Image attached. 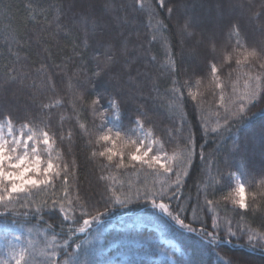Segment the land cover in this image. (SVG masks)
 <instances>
[{
  "label": "trees",
  "instance_id": "16d2710c",
  "mask_svg": "<svg viewBox=\"0 0 264 264\" xmlns=\"http://www.w3.org/2000/svg\"><path fill=\"white\" fill-rule=\"evenodd\" d=\"M73 1L0 0V120L7 116L17 127L28 123L38 132L48 131L60 155L55 163L69 166L66 185L57 178L54 189L34 190L26 201L18 202L27 205L15 209L20 215L0 218V226L35 225L32 244L37 249V261L44 260L39 250L53 235L57 243H62L68 238L69 227H79L83 219L99 212L107 215H102L88 232H77L68 252L76 250V242L91 241L84 247L93 251L99 264L96 252L100 247L93 244V239L96 231L114 223L103 236V248L125 238L140 240L144 245L138 248L141 257L132 258L134 264H171L149 261L165 250L161 237L180 245L182 254L172 253L176 260H196L202 255L206 264H216L218 253L231 264H264V247L260 246L264 240L250 242L243 234L248 229L257 235L264 233V70L255 64L250 68L251 61L236 64L237 37L233 32L234 25L240 29V39L248 50L264 48V39L259 41L264 37V19L254 16L255 12L264 13V0H236L242 6L232 9L238 16L216 20L220 43L215 40L208 48L214 55L202 57L192 69L185 60L190 46L180 40L181 26L179 23L178 29L176 24V6L182 0H165L163 6L159 0H144V9L139 0H101L100 5L95 2L88 7L79 5L81 0ZM228 1L222 2L228 6ZM216 3L219 6L215 11L222 16L221 0ZM149 5L154 9L151 20L146 10ZM83 17L89 24L94 19L101 26L96 35L86 28ZM193 26H187L190 34L196 26L205 27L198 23ZM106 55L114 57L109 68L104 67ZM212 64L218 69L215 78ZM97 72L99 76L94 75ZM258 74L260 99L249 104L244 97L257 83L254 77ZM12 76L16 79L9 80ZM173 89L183 94L178 101ZM97 99L94 114L92 101ZM113 99L119 103V120L113 115ZM241 103L245 105L240 114L243 119L232 115ZM45 104L55 106L45 109ZM137 121H142L143 129L163 145L162 151L178 157L187 154L191 130L196 155L188 174L182 177L179 192L164 202L170 210H181L180 217L197 233L187 232L143 198L145 193L159 189L166 178L147 165L129 163V153L140 145ZM108 128L113 134L121 132L115 147L124 152L127 167L115 166L119 156L109 162L99 155L113 146L111 142H96ZM129 137L137 143L125 147L122 140ZM178 163L179 159L173 165V174H169L173 180ZM237 176L245 185L248 209L233 203ZM164 186L169 193L176 188L174 184ZM113 187L122 200L127 197V203L108 202ZM45 200L49 204L42 207L41 219L35 210ZM52 200L63 201L69 219L51 205ZM85 210L88 215H83ZM137 214L143 216L142 227L128 228L126 224ZM117 226L127 229L120 231ZM229 227L235 236L229 234ZM201 229L217 236V243L209 245L208 239L198 234ZM56 250L61 259L66 258L63 249Z\"/></svg>",
  "mask_w": 264,
  "mask_h": 264
},
{
  "label": "snow or ice",
  "instance_id": "6c2138e0",
  "mask_svg": "<svg viewBox=\"0 0 264 264\" xmlns=\"http://www.w3.org/2000/svg\"><path fill=\"white\" fill-rule=\"evenodd\" d=\"M141 9L145 8L144 0H139ZM161 6L164 5L165 0H159ZM110 7L109 5H106ZM264 7V5H262ZM149 13V18L151 20L154 15V9L149 5L146 9ZM59 11V10H58ZM169 13L172 12V8H167ZM255 17H260L264 19V13L255 12ZM83 23L86 25V28H89L92 35H96L97 31L100 29V25L96 23L93 19L89 24L88 18H82ZM60 25H58V28ZM264 27V25H262ZM187 29V24L185 25ZM233 32L237 37L235 42L234 51L238 54L236 59L237 65H244L246 62H250L249 67L251 68L253 64L257 65L260 69L264 70V48L257 51L255 48L248 50L240 39V29L233 26ZM190 34V33H189ZM244 49V52H241V49ZM126 51V46H125ZM243 57L242 59L240 57ZM114 62V57L112 55H106L104 67L109 68ZM171 64H174L175 61H170ZM213 76L215 78V73L218 72V69L215 64H212L211 67ZM99 72L94 75L99 76ZM9 80L16 79L15 76L8 77ZM256 84H254L251 89L247 92L244 99L248 101L249 104H252L260 99V75L254 77ZM173 96L176 97L178 101L179 97L183 95L178 90H172ZM80 99H83L81 96ZM56 103H59L57 101ZM112 109H114L113 115L116 119H120V107L119 103L116 100L110 101ZM99 104V99L92 101V109L94 114L97 111L96 105ZM55 104H45L43 107L45 109L54 107ZM245 105L241 103L237 110L232 113L233 116H239L241 119L243 117L240 115L244 112ZM104 113H101L103 116ZM227 120V117H225ZM47 126V125H46ZM105 125H102L104 127ZM83 127V125H81ZM137 127L141 130L143 129V122L137 121ZM25 130L27 135L25 137ZM16 134H14V123L10 117H4L0 121V207L3 208V211H0V218L7 217L8 215L18 216L20 213L16 212L17 207H26L24 203H18L21 200H27L30 195L34 194V190L43 191L45 187L55 188L54 183L55 179L60 178L61 183L66 185L68 181V164L63 163H54V160H60V155L57 150L54 149L55 140L50 137L49 132L43 129L37 130L33 127H30L28 123L21 124L18 129H15ZM215 131V129H213ZM150 135V132L148 133ZM118 140H121V132L116 131L112 133V128H108L106 132L102 133L98 140L100 141L111 142L112 147L105 148L104 151L99 153L100 156L107 158L109 162H112L114 157L119 156L120 159L116 163V167H127L124 163V152L116 150V143ZM41 142L43 147H41ZM128 143L135 145L136 140H132L130 137L127 140H122V144L126 147ZM152 143H156L153 141ZM192 133L189 130L187 144L188 148L187 154H181L179 157L177 154L168 156L166 152L161 154L149 155L152 152V147H147L144 151H141V147H136L135 151L129 153L130 161L129 163L136 161L142 165H147L149 168H156L157 175L165 176V180L161 182V187L159 189H153L151 194L145 193L144 197L147 200L151 201V206L153 208L159 209L162 213L167 215L169 218L174 220L179 224L184 230L189 233H197V229L193 228L191 224H186L184 219L180 217V211L178 209L170 210L168 203H165V200H171L172 196L176 195L179 192V186L182 184V177L186 176L187 168L191 166L193 156L196 155V149L192 148ZM163 145H161V149ZM234 148H238V145L234 143ZM54 152L56 153L54 156ZM93 156L96 155V152L92 153ZM200 155L203 156L201 150ZM42 156L44 159L42 160ZM207 159V157H204ZM179 159V163L176 165L178 168L175 171V178L172 179L174 172V163ZM134 166V165H133ZM162 169V172L160 171ZM105 179V177H101ZM237 185L235 188V197L233 203L238 205L242 209H248L249 205L246 203V189L244 183L240 182L239 176L236 177ZM165 184L168 187H171L173 184L176 186L175 191L169 193L166 190ZM66 191V189H65ZM23 194V196H21ZM139 197V193H137ZM159 199V203L157 202ZM206 202L208 205L212 204L211 200L207 199L205 196ZM77 202L79 203V196L76 197ZM108 202L113 205H123L127 203V197L122 200L119 195H117V190L113 187L111 188V196L108 198ZM71 201H68V204L71 205ZM49 201L45 200L42 202L41 206H38L35 210V215L43 219L41 212L43 206H48ZM53 207H58L60 212L64 214L65 219H69L67 212L64 208L63 201L57 202L55 200L51 201ZM81 209L84 208L83 204H79ZM72 209H69L71 211ZM111 211V209H109ZM176 213L175 215L173 213ZM25 216L28 213H24ZM83 215H88L87 211L83 212ZM107 215V213H99L92 215L88 219H83L82 224L79 227H69L68 228V238L64 239L62 243H57L56 236L53 235L52 239L48 241L43 248L39 250V256L44 257V260L37 261V249L34 247L31 241V234L35 225L32 227H25V224L22 223L19 226L25 228V231L28 233L27 246H21L22 236L13 234L11 239H8V224H4V240L6 241L5 245H0V247L7 248L8 259L0 261V264H10V261H14V264H96V261L93 256V251L91 249L85 248V244H90L91 241H81L75 243V251L68 252L67 249L70 245V240L72 237H75L76 233H86L91 228L94 223H99L101 221V216ZM196 219L195 213L193 214V220ZM215 226V225H214ZM230 235L235 236L236 233L231 231V227L228 228ZM199 235L208 239V244L212 245L217 243L218 237L215 235H209L206 230L201 229L198 233ZM243 234L248 236V240H264V233L257 235L255 231L251 229L246 230ZM264 247V244L260 245ZM49 249H52L49 251ZM56 249H63L64 256L66 258L61 259V254ZM174 264H206L203 256L201 255L196 260L185 261L183 259L175 260ZM216 264H231L230 261L224 260L223 257H220L217 253V262Z\"/></svg>",
  "mask_w": 264,
  "mask_h": 264
},
{
  "label": "rangeland",
  "instance_id": "374dc122",
  "mask_svg": "<svg viewBox=\"0 0 264 264\" xmlns=\"http://www.w3.org/2000/svg\"><path fill=\"white\" fill-rule=\"evenodd\" d=\"M77 1V0H76ZM74 0L73 2L76 3ZM218 0H182L179 2L176 6V15H177V28L179 29V23L181 28L179 29V38L181 41H184L188 43L190 46V54H188L185 57V60L189 62L188 67L190 69L196 68L197 65L200 64V60L202 57L207 56L209 53L208 48L210 45H213L215 40H218L220 43V37L218 36V27L219 25L216 24V20H227L231 17H237L238 13L236 10V7L240 6V3L236 0H230L229 5L226 6L223 0H221V6L223 9L222 16L217 14L215 11L217 6H219V2L216 3ZM72 2V4H73ZM96 4H99L101 0H81L78 4L84 5L85 7L88 6H95ZM223 3V4H222ZM100 5V4H99ZM90 8V7H89ZM242 8V6H240ZM210 12V13H209ZM215 12V13H214ZM199 25L202 24V26H205L204 28L198 29V26L195 27L194 34H196L195 37L194 34H189L187 31L191 26L193 25ZM187 24L188 29H185V25ZM194 27V26H193ZM192 28V27H191ZM177 29V30H178ZM262 39L259 41L262 42ZM217 41V42H218ZM202 53V54H201ZM184 60V61H185ZM1 121V120H0ZM19 127L14 126V134H16L15 129H18ZM37 133H39L37 131ZM149 132L140 129L139 128V135H140V145L138 147H141V151H144L147 147H152V152L149 154L155 155V154H163L164 151L161 150V144L158 143ZM27 135V131L25 130V137ZM153 141H156V143H152ZM41 147H43L41 142ZM54 147V146H53ZM55 149V148H54ZM54 152V156H55ZM168 154V153H167ZM168 156H172L169 155ZM44 157L42 156V160ZM55 163V160H54ZM153 171H157L156 168H151ZM162 172V169L160 170ZM240 182H242L240 180ZM127 227L132 228L135 225L138 226V229L142 227L143 225V216L141 214H137L134 217L133 222H129L126 224ZM115 224L112 223L111 225L107 226L104 229H101L99 231H96V236L93 239V244L99 246L100 248L97 250V257L100 260L99 264H134L131 262L132 258H140L141 254L138 251V248L142 247L144 244L140 240H129L128 238H125L123 240H119L116 242H112L110 245H108L106 248H103L105 244V240L103 236L109 232V230L114 227ZM117 230L120 231H126L127 228L124 227H116ZM21 235L22 236V245L21 246H27V240L25 238L28 237V233L26 231H22L16 228H8V239H11L12 235ZM34 233L31 234V241L33 242ZM160 242L165 245V250L162 251L159 256L155 259L154 257H151L149 259L150 262L160 263L163 261H168L171 264H174L176 258L173 256V252H177L182 254V249L180 245L175 241L171 239H167L164 237L160 238ZM6 241L4 240V226H0V245H5ZM8 259L7 255V248L6 247H0V261ZM10 264H14V261H10Z\"/></svg>",
  "mask_w": 264,
  "mask_h": 264
},
{
  "label": "bare ground",
  "instance_id": "6f19581e",
  "mask_svg": "<svg viewBox=\"0 0 264 264\" xmlns=\"http://www.w3.org/2000/svg\"><path fill=\"white\" fill-rule=\"evenodd\" d=\"M16 229L22 230L23 232L25 231V229H22V228H16Z\"/></svg>",
  "mask_w": 264,
  "mask_h": 264
}]
</instances>
